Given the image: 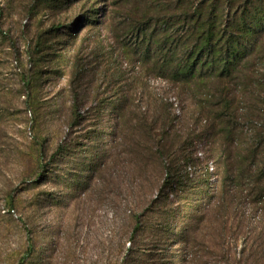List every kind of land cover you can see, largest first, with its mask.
Masks as SVG:
<instances>
[{"label":"rangeland","instance_id":"374dc122","mask_svg":"<svg viewBox=\"0 0 264 264\" xmlns=\"http://www.w3.org/2000/svg\"><path fill=\"white\" fill-rule=\"evenodd\" d=\"M135 9L0 0V264H213L222 243L234 254L264 231V204L210 155L212 83L183 86L142 63L125 29ZM244 70L221 86L235 92L234 164L264 129V52ZM143 119L168 129L176 167L205 172L211 195L163 191L164 161L134 127ZM183 152L198 165L185 169ZM191 204H204L195 231L182 218Z\"/></svg>","mask_w":264,"mask_h":264},{"label":"trees","instance_id":"16d2710c","mask_svg":"<svg viewBox=\"0 0 264 264\" xmlns=\"http://www.w3.org/2000/svg\"><path fill=\"white\" fill-rule=\"evenodd\" d=\"M131 3L135 11L142 14L125 29L135 38L134 52L139 60L160 77L183 86L212 83L210 108L203 109L208 114L207 130H211L209 137L213 139L210 155L225 164L228 171H233V177L240 184L245 182L250 186L255 204H264V129L253 135V143L237 164L230 161L231 146L238 130L235 124L237 108L234 106L235 92L231 88L228 92L225 87L221 88L246 75L244 68L258 51L264 52V0H127V4ZM74 107L77 116H81L80 107L76 104ZM202 115L198 120H202ZM134 127L143 132L145 145L141 148L164 161L163 191L169 188L175 192H189L200 187L202 196L211 195L213 185L205 172H184L181 167H176L174 155L167 152L168 129L162 128L159 132L161 126L158 127L156 122L148 123L146 119L136 122ZM225 138L227 142H224ZM225 146L227 148L223 149ZM179 158L185 169L199 162L194 152H183ZM255 165L260 173L256 184L252 180L256 175ZM192 204L186 207L187 212L182 218L189 220L191 231H195L198 228L194 224L198 219L196 213L204 208V204ZM139 225L140 220L136 227ZM243 226L241 224L240 231ZM246 234L250 238L253 232L247 230ZM231 250V244L222 243V255L213 264H264V231L259 232L256 239L245 238L239 252L231 254Z\"/></svg>","mask_w":264,"mask_h":264}]
</instances>
